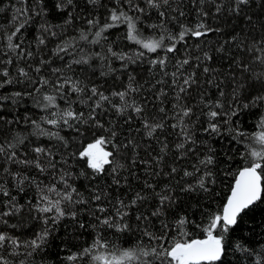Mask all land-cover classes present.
Returning <instances> with one entry per match:
<instances>
[{
    "label": "trees",
    "instance_id": "16d2710c",
    "mask_svg": "<svg viewBox=\"0 0 264 264\" xmlns=\"http://www.w3.org/2000/svg\"><path fill=\"white\" fill-rule=\"evenodd\" d=\"M209 233L198 264H264V0H0V264H180Z\"/></svg>",
    "mask_w": 264,
    "mask_h": 264
},
{
    "label": "water",
    "instance_id": "95a60500",
    "mask_svg": "<svg viewBox=\"0 0 264 264\" xmlns=\"http://www.w3.org/2000/svg\"><path fill=\"white\" fill-rule=\"evenodd\" d=\"M262 193L261 175L254 166L241 168L232 183L229 194L221 212V221L225 226H233L237 216L256 202ZM218 219L215 221L217 222ZM220 239L209 233L204 238L192 239L188 242L176 243L168 251L171 259L185 264H198L216 261L221 257Z\"/></svg>",
    "mask_w": 264,
    "mask_h": 264
},
{
    "label": "rangeland",
    "instance_id": "374dc122",
    "mask_svg": "<svg viewBox=\"0 0 264 264\" xmlns=\"http://www.w3.org/2000/svg\"><path fill=\"white\" fill-rule=\"evenodd\" d=\"M83 154L85 155L88 164L96 169L101 168L108 159L107 151L99 140L87 144L84 148Z\"/></svg>",
    "mask_w": 264,
    "mask_h": 264
}]
</instances>
